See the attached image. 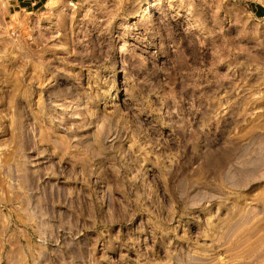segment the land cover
Segmentation results:
<instances>
[{
  "label": "rangeland",
  "instance_id": "1",
  "mask_svg": "<svg viewBox=\"0 0 264 264\" xmlns=\"http://www.w3.org/2000/svg\"><path fill=\"white\" fill-rule=\"evenodd\" d=\"M0 264H264V0H0Z\"/></svg>",
  "mask_w": 264,
  "mask_h": 264
},
{
  "label": "crops",
  "instance_id": "2",
  "mask_svg": "<svg viewBox=\"0 0 264 264\" xmlns=\"http://www.w3.org/2000/svg\"><path fill=\"white\" fill-rule=\"evenodd\" d=\"M10 15L23 11H39L46 6L48 0H3Z\"/></svg>",
  "mask_w": 264,
  "mask_h": 264
},
{
  "label": "bare ground",
  "instance_id": "3",
  "mask_svg": "<svg viewBox=\"0 0 264 264\" xmlns=\"http://www.w3.org/2000/svg\"><path fill=\"white\" fill-rule=\"evenodd\" d=\"M148 12H150V9H149V7H147V8H145V9H143V11L142 12H140V19H145L146 18V16L148 15Z\"/></svg>",
  "mask_w": 264,
  "mask_h": 264
}]
</instances>
